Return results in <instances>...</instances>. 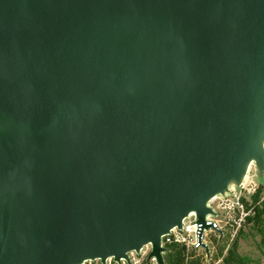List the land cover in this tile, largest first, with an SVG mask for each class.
I'll use <instances>...</instances> for the list:
<instances>
[{
    "label": "water",
    "instance_id": "water-1",
    "mask_svg": "<svg viewBox=\"0 0 264 264\" xmlns=\"http://www.w3.org/2000/svg\"><path fill=\"white\" fill-rule=\"evenodd\" d=\"M253 162L264 0H0V264H166Z\"/></svg>",
    "mask_w": 264,
    "mask_h": 264
},
{
    "label": "built area",
    "instance_id": "built-area-1",
    "mask_svg": "<svg viewBox=\"0 0 264 264\" xmlns=\"http://www.w3.org/2000/svg\"><path fill=\"white\" fill-rule=\"evenodd\" d=\"M248 175L249 169L241 184L229 185L225 193L217 194L208 201L207 205L212 209V212L205 217L208 228L199 223L195 212H191L183 219L181 228L176 226L162 236L161 245L166 248L170 244L184 245L187 250L195 251L207 260L210 259L215 245H211L208 241L209 235L216 234L219 242L223 241L227 234L234 238L253 212V207L247 208L246 201L251 204L252 195L259 185ZM151 250L152 244L149 243L142 247L140 253L148 258ZM130 258L131 263L136 264L137 261L131 254ZM151 260L157 264L155 259ZM93 261L95 260H87L82 264H92ZM106 264H128V262L122 259V262L118 263L114 258H108Z\"/></svg>",
    "mask_w": 264,
    "mask_h": 264
},
{
    "label": "rangeland",
    "instance_id": "rangeland-1",
    "mask_svg": "<svg viewBox=\"0 0 264 264\" xmlns=\"http://www.w3.org/2000/svg\"><path fill=\"white\" fill-rule=\"evenodd\" d=\"M249 167L248 176L254 179L259 186L263 185L264 188V174L260 175L254 162ZM208 241L211 245H215L210 259L207 260L196 252V256H200L204 264H226L224 257L234 243H237L239 254L245 257V264H264V219L260 225L246 221L239 228L236 236L234 238L230 237L226 244H224L225 241L219 242L216 234H210ZM220 244L226 245L222 253L219 247ZM130 254L137 261L136 264H155L154 260L148 259L142 253L131 252ZM92 264H101V261L95 260Z\"/></svg>",
    "mask_w": 264,
    "mask_h": 264
},
{
    "label": "trees",
    "instance_id": "trees-1",
    "mask_svg": "<svg viewBox=\"0 0 264 264\" xmlns=\"http://www.w3.org/2000/svg\"><path fill=\"white\" fill-rule=\"evenodd\" d=\"M247 208L253 207L252 214L247 218V222H254L255 225H260L264 219V188L260 185L256 192L252 195L251 204L246 201ZM230 235L224 236V244L228 243ZM226 239V240H225ZM221 253L226 245H219ZM237 243H234L224 257L226 264H245V257L237 251ZM166 264H204L200 256H196V252L187 250L186 246L180 244H170L167 246V251L164 253Z\"/></svg>",
    "mask_w": 264,
    "mask_h": 264
},
{
    "label": "bare ground",
    "instance_id": "bare-ground-1",
    "mask_svg": "<svg viewBox=\"0 0 264 264\" xmlns=\"http://www.w3.org/2000/svg\"><path fill=\"white\" fill-rule=\"evenodd\" d=\"M251 165V164H250Z\"/></svg>",
    "mask_w": 264,
    "mask_h": 264
}]
</instances>
